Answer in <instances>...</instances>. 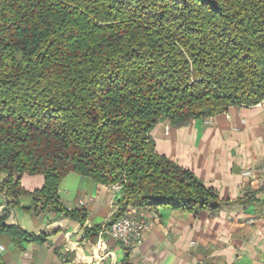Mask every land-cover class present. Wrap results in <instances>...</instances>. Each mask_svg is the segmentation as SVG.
I'll use <instances>...</instances> for the list:
<instances>
[{"label": "trees", "instance_id": "1", "mask_svg": "<svg viewBox=\"0 0 264 264\" xmlns=\"http://www.w3.org/2000/svg\"><path fill=\"white\" fill-rule=\"evenodd\" d=\"M263 100L264 0H0V193L44 176L43 211L84 221L57 199L69 173L122 184L120 217L217 209L151 133ZM6 237L35 240L0 217Z\"/></svg>", "mask_w": 264, "mask_h": 264}, {"label": "crops", "instance_id": "2", "mask_svg": "<svg viewBox=\"0 0 264 264\" xmlns=\"http://www.w3.org/2000/svg\"><path fill=\"white\" fill-rule=\"evenodd\" d=\"M151 135L159 155L216 191L217 209L141 208L151 229L141 246L126 249L103 231L120 217L123 195L111 186L77 173L62 179L59 204L83 215L80 221L43 211L33 194L44 188V176L24 175L15 199L0 193V217L35 240L4 238L5 264H264V108L231 107L183 127L161 121Z\"/></svg>", "mask_w": 264, "mask_h": 264}, {"label": "built area", "instance_id": "3", "mask_svg": "<svg viewBox=\"0 0 264 264\" xmlns=\"http://www.w3.org/2000/svg\"><path fill=\"white\" fill-rule=\"evenodd\" d=\"M256 107L264 108V100L260 102ZM208 123L210 124L211 120H209ZM241 124L245 125L246 121L242 120ZM233 131L239 132L240 128H233ZM243 175L245 177H250L252 174L250 171H246L243 173ZM111 190L114 195H119L121 197L124 192V186L118 183L111 186ZM84 205L85 203H80V206L83 207ZM150 229L151 224L147 222L146 215L143 213L141 208L128 207V209L121 217H119L110 225L105 226L103 231L112 239L121 243L126 249H136L143 244L145 236L150 231ZM2 251H4V248L0 246V252ZM62 264L67 263L64 262Z\"/></svg>", "mask_w": 264, "mask_h": 264}]
</instances>
